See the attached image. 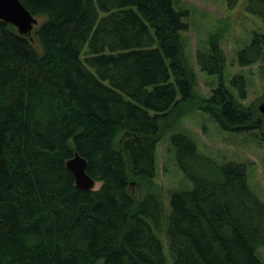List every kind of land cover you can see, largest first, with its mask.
<instances>
[{
	"label": "trees",
	"instance_id": "1",
	"mask_svg": "<svg viewBox=\"0 0 264 264\" xmlns=\"http://www.w3.org/2000/svg\"><path fill=\"white\" fill-rule=\"evenodd\" d=\"M21 1L41 21L30 39L0 20V264H264V202L247 166L200 153L177 130L200 110L264 135L244 73L235 91L227 83L219 36L196 54L219 75L202 95L176 0ZM257 2L251 47L264 62ZM162 140L192 189L156 181ZM76 151L99 189L76 186L66 166Z\"/></svg>",
	"mask_w": 264,
	"mask_h": 264
},
{
	"label": "rangeland",
	"instance_id": "2",
	"mask_svg": "<svg viewBox=\"0 0 264 264\" xmlns=\"http://www.w3.org/2000/svg\"><path fill=\"white\" fill-rule=\"evenodd\" d=\"M232 2L233 4L229 0H176V8L189 11V16L185 19L190 23V28L182 32V38L186 53L192 58L200 77L198 93L208 95L218 85L219 75L203 71L201 64L196 61L199 50L209 52L210 38L212 34H216L226 57L224 73L229 87L235 91L231 80L237 73H244L248 91L244 101L258 107L264 100V62L263 56L258 55L251 43L255 33L263 30V18L260 14L249 11L247 6L250 4L254 9L263 7L259 6L257 0L249 4L247 0ZM37 19L41 21V18ZM34 43L42 52L38 41L35 40ZM250 59L257 61L253 65L244 64ZM177 130L192 138L202 154L219 162L244 163L251 189L264 202V135L258 129L229 131L207 113L199 110L185 115ZM156 181L165 193L193 188L192 181L178 166L173 149L164 140L158 149ZM101 185L102 182L97 181L94 190ZM258 255L264 262V246L258 249ZM168 264H172L170 258Z\"/></svg>",
	"mask_w": 264,
	"mask_h": 264
},
{
	"label": "water",
	"instance_id": "3",
	"mask_svg": "<svg viewBox=\"0 0 264 264\" xmlns=\"http://www.w3.org/2000/svg\"><path fill=\"white\" fill-rule=\"evenodd\" d=\"M0 20L13 24L21 34L30 39H33V30L38 23L37 17L21 0H0ZM258 109L264 114V100L259 104ZM66 166L73 173L78 188L85 190L95 188L97 181L88 173V161L79 151L67 160Z\"/></svg>",
	"mask_w": 264,
	"mask_h": 264
}]
</instances>
